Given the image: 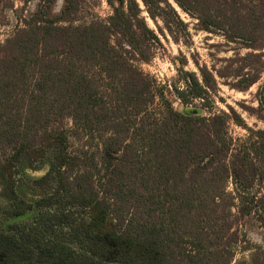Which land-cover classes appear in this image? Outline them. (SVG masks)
Segmentation results:
<instances>
[{
    "label": "trees",
    "instance_id": "1",
    "mask_svg": "<svg viewBox=\"0 0 264 264\" xmlns=\"http://www.w3.org/2000/svg\"><path fill=\"white\" fill-rule=\"evenodd\" d=\"M58 1L38 0L0 42V264H231L232 218L264 225V131L231 107L175 108L212 109L205 70L203 83L182 72L184 89L154 90L138 64L162 44L137 0H105L112 15L82 25L83 0ZM141 1L175 42L189 32L170 1L248 50L243 68L217 73L241 90L257 82L264 0ZM231 122L246 140L229 136ZM85 137L96 146L73 148ZM255 255L264 264V249Z\"/></svg>",
    "mask_w": 264,
    "mask_h": 264
},
{
    "label": "rangeland",
    "instance_id": "2",
    "mask_svg": "<svg viewBox=\"0 0 264 264\" xmlns=\"http://www.w3.org/2000/svg\"><path fill=\"white\" fill-rule=\"evenodd\" d=\"M38 0H0V42L7 39L16 28V18L26 17L29 11H32ZM142 10V17L146 20L149 28L155 30L160 38L162 47L152 61L149 63H139L138 67L154 83V90L161 86H177L184 89L185 83L182 81V72H193L197 75L200 82L203 83L201 70L207 72L209 82L212 88L209 90V97L212 101V109H203V101H194L190 105H184L180 101L175 103L177 110L192 109L201 110L202 114L219 113L220 111L229 112L233 108L238 116L243 120L244 126L253 131H264V49L263 58L256 60L253 65L261 73H252L251 76H257V82L247 89L241 90L245 83L239 79L231 77L221 78L217 72L224 76H229L236 70L243 68L247 62L243 57L249 51L241 49L237 43H229L221 35H213L197 29V22L183 13L178 6L170 1L181 16L182 21L188 26L189 37L181 34V41L175 40L164 30L161 20L157 24L149 16L146 7L141 0H137ZM63 0H59L56 11L62 7ZM76 24L82 25L94 21L95 19L107 20L112 15V9L105 0H83ZM247 72V70H245ZM240 83H239V82ZM263 102V105H261ZM161 103V102H160ZM159 103L153 104L152 112L156 111ZM71 126V123H68ZM229 136L236 140H246L249 136L248 131L235 123L231 122L228 126ZM73 148L86 147L84 145L96 146L97 140L85 137L82 141L72 140ZM31 172V171H29ZM232 185L229 184L230 191ZM28 198H32L30 193ZM0 197V206L3 205ZM136 210L131 211L129 215H136ZM233 230L238 231L240 236L238 245L233 248L234 256L231 264H255L256 252L264 249V225H255L254 228L246 230L239 226L238 221L232 218ZM247 231V232H246ZM186 254L194 252L192 246L187 242L183 244ZM182 251V250H181ZM254 254V255H253ZM261 264V261L257 262Z\"/></svg>",
    "mask_w": 264,
    "mask_h": 264
},
{
    "label": "water",
    "instance_id": "3",
    "mask_svg": "<svg viewBox=\"0 0 264 264\" xmlns=\"http://www.w3.org/2000/svg\"><path fill=\"white\" fill-rule=\"evenodd\" d=\"M190 110V112H192V113H196V112H198L197 110H192V109H189ZM181 112H187V110L186 109H183V110H180Z\"/></svg>",
    "mask_w": 264,
    "mask_h": 264
}]
</instances>
